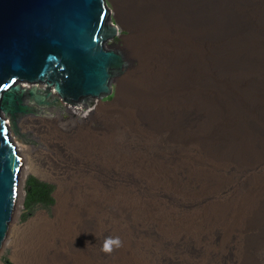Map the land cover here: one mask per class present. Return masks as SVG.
I'll use <instances>...</instances> for the list:
<instances>
[{"label":"bare ground","instance_id":"obj_1","mask_svg":"<svg viewBox=\"0 0 264 264\" xmlns=\"http://www.w3.org/2000/svg\"><path fill=\"white\" fill-rule=\"evenodd\" d=\"M115 2L138 65L120 81L123 113L105 118L107 130L124 128L122 138L136 137L126 143L157 164L130 182L115 170L100 175V186L124 196L118 208L139 246L124 243L116 264H251L264 246V0ZM105 13L118 35L106 2ZM104 53L125 61L114 47ZM16 144L21 187L26 146ZM62 209L59 199L56 220Z\"/></svg>","mask_w":264,"mask_h":264},{"label":"rangeland","instance_id":"obj_2","mask_svg":"<svg viewBox=\"0 0 264 264\" xmlns=\"http://www.w3.org/2000/svg\"><path fill=\"white\" fill-rule=\"evenodd\" d=\"M105 2L110 9L111 21L119 26L116 43L110 47L124 55L126 71L115 76L111 84L113 92L109 96L112 100L89 102V108L77 107L86 114L67 110L63 102L42 114L48 117L44 121L35 119L19 124L21 139L13 136L12 139L26 146L24 153L17 146L21 156L20 178L26 177L18 193L26 199V194H20V191H25L27 178L34 175L53 184L55 200L50 206L38 204L27 209L25 200L22 203L18 197V208L9 233L13 240L11 244L8 242L7 250L1 251L0 264H116L121 257L120 250L125 246L107 254L101 251L105 238L118 236L123 244L138 246L133 229L118 208L124 196L117 199L99 185L100 175H105L108 170L123 175L121 182H130L136 180L139 172L157 168V164L145 158L146 154L139 152L144 149H139L135 143L132 146L126 143V139L131 138L136 142L135 136L126 134L130 136L122 138L126 132L122 127L111 134L107 130L105 120L123 113V108L115 109L120 81L138 65V60L128 47L132 30L122 24L115 0ZM52 135L60 140L52 139ZM59 199L63 209L62 216L56 220L60 214L56 212ZM37 214H42L43 219L24 228L14 227L15 224L24 225ZM252 254L251 264H264V246L252 250Z\"/></svg>","mask_w":264,"mask_h":264},{"label":"water","instance_id":"obj_3","mask_svg":"<svg viewBox=\"0 0 264 264\" xmlns=\"http://www.w3.org/2000/svg\"><path fill=\"white\" fill-rule=\"evenodd\" d=\"M105 0H0V252L7 250L19 191L15 127L65 102V108L112 100L124 72L106 60L114 46Z\"/></svg>","mask_w":264,"mask_h":264},{"label":"trees","instance_id":"obj_4","mask_svg":"<svg viewBox=\"0 0 264 264\" xmlns=\"http://www.w3.org/2000/svg\"><path fill=\"white\" fill-rule=\"evenodd\" d=\"M25 207L33 208L35 205L42 204L50 206L54 203L53 184L40 180L34 175L27 178Z\"/></svg>","mask_w":264,"mask_h":264},{"label":"clouds","instance_id":"obj_5","mask_svg":"<svg viewBox=\"0 0 264 264\" xmlns=\"http://www.w3.org/2000/svg\"><path fill=\"white\" fill-rule=\"evenodd\" d=\"M122 246H123V242L118 236L117 237L109 236L105 238V240L103 241L101 251L107 254H111L115 249H118Z\"/></svg>","mask_w":264,"mask_h":264}]
</instances>
